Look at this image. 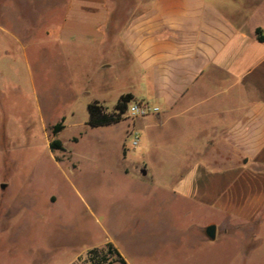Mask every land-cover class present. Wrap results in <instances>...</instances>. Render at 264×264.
Listing matches in <instances>:
<instances>
[{
  "label": "rangeland",
  "instance_id": "374dc122",
  "mask_svg": "<svg viewBox=\"0 0 264 264\" xmlns=\"http://www.w3.org/2000/svg\"><path fill=\"white\" fill-rule=\"evenodd\" d=\"M58 14L57 0H0V264H264V217L240 225L173 196L171 132H140L155 114L87 124L88 104L111 113L130 84L104 90L94 54L72 73L44 36Z\"/></svg>",
  "mask_w": 264,
  "mask_h": 264
},
{
  "label": "crops",
  "instance_id": "0c3cea01",
  "mask_svg": "<svg viewBox=\"0 0 264 264\" xmlns=\"http://www.w3.org/2000/svg\"><path fill=\"white\" fill-rule=\"evenodd\" d=\"M57 1L44 36L67 68L94 54L104 90L122 79L118 99L157 106L140 132H171L173 196L240 225L264 217V0Z\"/></svg>",
  "mask_w": 264,
  "mask_h": 264
},
{
  "label": "trees",
  "instance_id": "16d2710c",
  "mask_svg": "<svg viewBox=\"0 0 264 264\" xmlns=\"http://www.w3.org/2000/svg\"><path fill=\"white\" fill-rule=\"evenodd\" d=\"M255 35L258 41L264 42V31L258 28L255 30ZM132 100H134V98L130 93L120 96L113 112L111 113L105 112L103 106L100 103L91 102L90 104H88V107H86L87 115H88L87 124L89 126H92V128H97V127L107 126L110 124L119 123L122 120V116L125 113L127 104ZM63 121L64 119H62L61 122L57 123V125H55L52 128L53 135H56L62 130V128H64ZM49 146L51 150L63 149L62 143L59 140H55L51 142ZM106 251L110 255L116 256L117 262L124 263L121 255L110 244H107Z\"/></svg>",
  "mask_w": 264,
  "mask_h": 264
},
{
  "label": "built area",
  "instance_id": "2783aa9c",
  "mask_svg": "<svg viewBox=\"0 0 264 264\" xmlns=\"http://www.w3.org/2000/svg\"><path fill=\"white\" fill-rule=\"evenodd\" d=\"M130 119H139L147 117L151 114H158L157 106H153L145 101L132 100L127 104V108L124 113ZM140 136L135 130L131 131V144L135 149L139 146Z\"/></svg>",
  "mask_w": 264,
  "mask_h": 264
},
{
  "label": "water",
  "instance_id": "95a60500",
  "mask_svg": "<svg viewBox=\"0 0 264 264\" xmlns=\"http://www.w3.org/2000/svg\"><path fill=\"white\" fill-rule=\"evenodd\" d=\"M145 173H146V171L143 170L141 174L145 175ZM205 234L209 238V240H214L215 237H216V227H215V225H209L208 227H206Z\"/></svg>",
  "mask_w": 264,
  "mask_h": 264
}]
</instances>
